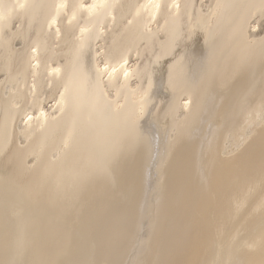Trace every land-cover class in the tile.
<instances>
[{
    "label": "bare ground",
    "instance_id": "bare-ground-1",
    "mask_svg": "<svg viewBox=\"0 0 264 264\" xmlns=\"http://www.w3.org/2000/svg\"><path fill=\"white\" fill-rule=\"evenodd\" d=\"M0 264H264V0H0Z\"/></svg>",
    "mask_w": 264,
    "mask_h": 264
}]
</instances>
